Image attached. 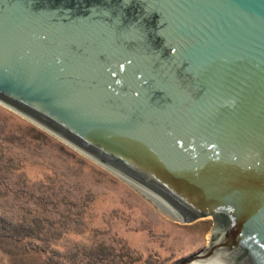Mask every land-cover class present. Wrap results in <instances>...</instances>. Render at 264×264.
Wrapping results in <instances>:
<instances>
[{
    "label": "water",
    "instance_id": "1",
    "mask_svg": "<svg viewBox=\"0 0 264 264\" xmlns=\"http://www.w3.org/2000/svg\"><path fill=\"white\" fill-rule=\"evenodd\" d=\"M0 104L264 264V0H0Z\"/></svg>",
    "mask_w": 264,
    "mask_h": 264
},
{
    "label": "rangeland",
    "instance_id": "2",
    "mask_svg": "<svg viewBox=\"0 0 264 264\" xmlns=\"http://www.w3.org/2000/svg\"><path fill=\"white\" fill-rule=\"evenodd\" d=\"M0 144L14 158L12 194L28 198L32 192V199H20L30 207L44 195L50 202L46 215L65 222L45 227L63 232L45 251L39 240L0 236V264H92L85 256L97 246L111 247L122 264H177L209 241L210 217L189 224L173 220L127 181L1 104ZM6 199L14 202L11 194ZM37 208L31 215L42 214Z\"/></svg>",
    "mask_w": 264,
    "mask_h": 264
},
{
    "label": "trees",
    "instance_id": "3",
    "mask_svg": "<svg viewBox=\"0 0 264 264\" xmlns=\"http://www.w3.org/2000/svg\"><path fill=\"white\" fill-rule=\"evenodd\" d=\"M2 145L0 144V236L8 237L13 240H19L21 238H29L33 240L36 239L41 243L40 249L45 251L47 248H49L51 241L60 238L63 233L61 229H55L50 232V230L45 229V227L47 225H60V223L62 224V222L64 221L56 223V221L51 220L49 215H46L48 212L46 205L50 202L47 201L44 195L41 197L37 196L36 201H34L35 205L34 207L31 206V208L27 205V201L29 199H32V192L28 193V198H26L24 194H12V192L10 191L12 187L10 185H13V183L9 184V180L11 175L10 169L14 165L11 164L10 161L14 160V158L6 155L7 149H5V147H3ZM18 161L20 162V159H18ZM18 165L20 164L18 163ZM18 181L21 182V180ZM10 194L12 195V197L14 196V202L8 203V199L6 198ZM30 194L31 197L29 196ZM21 198H25L27 201H25L24 203H20ZM58 203V201H55L53 203V208H57ZM37 207H40L39 212L41 211L40 213H44L45 215H31V212H34L33 209H38ZM56 208L54 209V211L56 210ZM6 212L10 214L6 215ZM54 213L59 214L57 211H55ZM65 219L67 220V218ZM123 250H126V252L128 253L124 245L122 246V251ZM85 257H88L89 263L92 264H122V262L118 263V261L115 260L114 255L112 254L111 247H105V249H103L101 246H97L96 248H92L90 253ZM50 261L51 264H57L51 259Z\"/></svg>",
    "mask_w": 264,
    "mask_h": 264
},
{
    "label": "bare ground",
    "instance_id": "4",
    "mask_svg": "<svg viewBox=\"0 0 264 264\" xmlns=\"http://www.w3.org/2000/svg\"><path fill=\"white\" fill-rule=\"evenodd\" d=\"M148 197V196H147ZM149 199H152V198H150V197H148ZM153 200V199H152ZM154 202L153 203H155L161 210H163V211H166L165 209H166V207L165 206H163L159 201H156V200H153ZM192 264H200V263H192ZM206 264H208V263H206Z\"/></svg>",
    "mask_w": 264,
    "mask_h": 264
}]
</instances>
